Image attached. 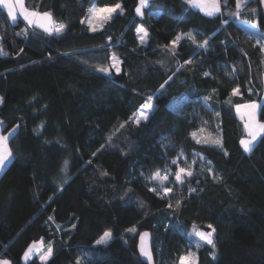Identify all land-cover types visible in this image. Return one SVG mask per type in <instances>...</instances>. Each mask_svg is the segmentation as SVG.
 Here are the masks:
<instances>
[{"label": "trees", "instance_id": "obj_1", "mask_svg": "<svg viewBox=\"0 0 264 264\" xmlns=\"http://www.w3.org/2000/svg\"><path fill=\"white\" fill-rule=\"evenodd\" d=\"M138 1L24 0L64 24L60 35L14 22L0 5V121L3 132L17 127L0 175V258L45 264L38 255L23 262L43 239L54 246L46 264H148L137 245L149 230L155 263L178 264L188 230L211 224L216 247H199L195 264H264V136L245 152L235 112L258 101L264 123V51L249 30L264 34L261 0H247L239 15L235 0H220L213 16L188 0H149L139 16ZM116 3L123 12L90 30L88 9ZM187 33L196 43L185 35L172 55L171 42ZM112 55L120 72L98 71ZM150 95L153 111L137 124ZM180 152L210 163L196 165L190 186L160 197L144 176ZM106 231L112 238L97 245Z\"/></svg>", "mask_w": 264, "mask_h": 264}, {"label": "snow or ice", "instance_id": "obj_2", "mask_svg": "<svg viewBox=\"0 0 264 264\" xmlns=\"http://www.w3.org/2000/svg\"><path fill=\"white\" fill-rule=\"evenodd\" d=\"M149 2V0H139V6L136 8V12L138 14H143L142 13V8ZM246 0H235V7L237 9L236 13H233V15H239L240 12L239 10L242 9L245 6ZM261 2H264V0H261ZM188 3L192 4L194 7H198L201 11L205 12L206 15L212 16L216 13H219L221 11V4L220 0H188ZM228 0H224V5L227 6ZM0 5H2L5 9H7V15L9 18H11L12 21L17 20V12L16 8L17 6L21 9V13L23 15V19L28 22L29 25H36L39 28H42L44 32L46 33H55L57 35H60L64 32L65 25L62 23H57L51 13L45 12L43 14L37 13L35 11H29L27 8L24 6L23 0H0ZM120 11L121 13L123 12V9L119 3L114 4L113 6H106L104 8H90L89 9V14H90V19L88 21L91 30L96 31V25L93 23V20L97 21H107L111 19L112 14L116 13L117 11ZM252 12H255V10H251ZM102 26V23H101ZM252 27H256L255 24L251 25ZM137 33L139 35V40L141 43H144L147 36L148 32L147 30L141 26L137 28ZM185 35L187 36V39L191 40L193 43H196V39L193 36L192 33H187L183 35H177L176 38L171 42V48L169 49L172 55H175V47L179 44V42L184 39ZM208 45V40H204L202 44H200V47H207ZM168 48V45L165 46ZM262 51H264V48H262ZM111 65L109 67H100L98 71L102 73H110L111 69H115L117 73L120 72V61L119 59L113 55L111 57ZM191 60L185 61V64H191ZM183 67V65H181ZM205 75H209L208 73H205ZM171 79V77H169ZM167 83V81H165ZM164 85H161V88H163ZM238 94V89H233V95ZM210 98V97H209ZM153 97L150 95L147 97L146 102L141 106L142 109H145L147 111H141L138 116L135 117V122L137 124L140 123L141 120H147L148 119V112L152 111L154 108V105L152 103ZM2 102V101H0ZM241 106H237V110L239 111ZM244 108L248 109L247 111V121L245 123V129L247 131V139H241L240 143L243 146V149L245 152H251L252 148L254 147V141L257 140L258 137L264 136V123L260 122L259 120L256 119V111L257 108L259 107L256 103H250L247 105L243 106ZM218 115V114H217ZM123 127V125H121ZM200 131H203L201 129ZM193 137L195 138L196 133H192ZM9 141V136L6 135H0V169H2L5 165V161L9 159V157L12 156V151L9 148L8 145ZM199 142V141H198ZM205 143H208L209 140L205 139ZM212 143H215L217 145L220 144V141L218 139L212 140ZM95 155V153L93 154ZM173 164H176L177 161L173 160ZM210 163V162H209ZM68 161H65V165L67 166ZM209 172L212 171L211 168L208 169ZM107 174V173H103ZM175 176V182L179 184H184L186 182L187 178H190L193 176V172L190 169H186L184 167H179L178 170L174 173ZM151 180L158 181L159 186L152 188L151 191L156 192L159 194L161 191L165 196H167L169 193L173 191L171 187L165 186V181L168 180V176L164 175L161 176L159 172L151 175L150 177ZM189 191H195V189L190 188ZM177 205H179L180 201H176ZM172 205L169 204V207ZM51 219V217H50ZM210 231H203L197 229L195 226H193V232L194 234L199 237L201 241L206 243L207 245H210L213 249H215L216 245L213 239V235L215 233V228L211 224L207 225ZM129 231H135V229H129ZM149 237V233L145 232L142 233L140 236V253L143 257L146 258L148 264H151L152 262V253L148 247L147 244V239ZM111 238V233L110 232H105L103 236L98 239L95 243L97 245H103L107 244L108 240ZM200 245L197 244V247ZM44 248V241L41 239L40 241H34L32 244H30L26 251L23 254V258L27 260L34 252H40V250ZM53 254V247L49 243L47 245L46 251L40 256V259L45 262L49 260V258ZM213 259H215V253H212ZM0 264H11V261L8 259H0ZM77 264H80V261H77ZM179 264H195V259L193 257L192 253H189L186 256L180 257Z\"/></svg>", "mask_w": 264, "mask_h": 264}, {"label": "rangeland", "instance_id": "obj_3", "mask_svg": "<svg viewBox=\"0 0 264 264\" xmlns=\"http://www.w3.org/2000/svg\"><path fill=\"white\" fill-rule=\"evenodd\" d=\"M247 1V0H246ZM246 3V2H245ZM120 4V3H119ZM148 4V3H147ZM147 4L142 8V15L141 14H138L137 12V14L139 15V16H143L144 15V8L147 6ZM121 5V4H120ZM192 5V4H191ZM111 6H113V5H111ZM139 6V1H138V4H137V6H136V8ZM104 7H106V6H104ZM104 7H99V6H96V5H92L90 8H104ZM122 7V6H121ZM89 8V9H90ZM89 9H88V12H87V15H86V17H85V19H84V22L89 26V28H90V30H91V27H90V25H89V23H88V21H89V19H90V14H89ZM117 12H119V10L117 11ZM116 12V13H117ZM115 13H113L112 14V16L114 15ZM112 18V17H111ZM108 21V20H107ZM107 21H103V22H101V21H97V20H93V23L96 25V28L97 29H100V28H102L103 27V25L107 22ZM101 23H102V26H101ZM141 26H143L142 24H139L138 25V27L137 28H139V27H141ZM144 27V26H143ZM137 28H136V33H137ZM145 28V27H144ZM146 29V28H145ZM249 30H250V33H251V35H252V37H255V39L257 40V42H259L260 44H261V46H262V48H264V34H262V33H260L259 31H257V30H255V28L254 27H252L251 25H250V28H249ZM54 33V32H53ZM139 35L140 34H138L137 33V37H138V39H139ZM140 41V40H139ZM147 41V38H146V40H145V42ZM144 42V43H145ZM113 56V55H112ZM111 56V57H112ZM116 56V55H115ZM117 57V56H116ZM118 58V57H117ZM119 59V58H118ZM119 61H120V59H119ZM111 63H112V61H111ZM111 63H110V65H111ZM120 66H121V61H120ZM113 70H115L114 68H113ZM116 71V70H115ZM104 74H106V73H104ZM107 75H111V71H110V73H108ZM153 103V102H152ZM153 105H154V103H153ZM155 106V105H154ZM241 107H243V106H241ZM241 107H240V109H241ZM239 109V111L237 110V108H236V112H237V114L238 115H241V110ZM141 111H147V110H145V109H142V107L136 112V114L134 115V120H135V117L136 116H138L139 115V113L141 112ZM153 111V110H152ZM152 111H150V112H148V117H149V115H150V113L152 112ZM258 112H259V107L257 108V111H256V116H257V118H258ZM141 121H145V120H141ZM17 129V127H13V128H11L9 131H7V132H4V133H8L9 135L12 133V132H14L15 130ZM13 134V133H12ZM173 160H176L177 161V163L176 164H173L172 163V161ZM199 163H205L206 165H208L209 164V161L208 160H206L205 159V157L204 156H202L201 154H198V153H192V154H190V155H187V154H185V153H183V152H180L178 155H177V157L176 158H174V159H172L171 161H170V164L168 165V166H166L165 168H163L162 170H160V171H157V172H159L160 173V175L161 176H164V175H167L168 176V180L167 181H165V186H168V187H171L172 189H173V191L171 192V193H169L167 196H165L164 194H163V192L161 191L159 194H157L156 192V194L158 195V196H160V197H163V198H167V199H169L170 198V196L171 195H174V193H176L175 191L177 190V189H182L184 186H190L191 185V179H192V177H190V178H187L186 179V182L184 183V184H179V183H176L175 182V176H174V173L178 170V168L179 167H184V168H186V169H190L192 172H193V175H194V173H195V169H196V165H198ZM157 172H154V173H151V174H147L146 176H144L145 177V181H146V184L148 185V187L150 188V189H152V188H155V187H158L159 186V184H158V181H154V180H151L150 179V177H151V175H153V174H155V173H157ZM61 225L60 224H57V227L58 228H61L60 227ZM197 229H199V230H203V229H201V228H199V227H197V226H195ZM203 231H210V230H203ZM106 232H110V231H106ZM111 233V232H110ZM187 234H188V238H189V241H188V243H187V247L185 248V252L183 253V255L182 256H186V255H188L189 253H192L193 254V257H194V259H195V262H196V260H197V249L199 248V247H201V246H203V245H205L206 243H204L203 241H201L200 239H199V237H197L195 234H194V232H193V226L188 230V232H187ZM103 236V235H102ZM101 236V237H102ZM112 233H111V238H112ZM100 237V238H101ZM110 238V239H111ZM109 239V240H110ZM108 240V241H109ZM44 241V240H43ZM51 244L52 245V247H53V251H54V246H53V241H49V242H46V241H44V248H42L41 250H40V252H34L27 260H25L24 258H23V262H27L30 258H32L34 255H38V257H39V259H40V256L44 253V251H46V248H47V245L48 244ZM197 244H199L200 246L199 247H197ZM41 260V259H40ZM42 261V260H41ZM43 262V261H42ZM86 262V260L84 259L83 260V263H85ZM43 263H45V262H43ZM12 264V263H11ZM179 264V263H178Z\"/></svg>", "mask_w": 264, "mask_h": 264}, {"label": "crops", "instance_id": "obj_4", "mask_svg": "<svg viewBox=\"0 0 264 264\" xmlns=\"http://www.w3.org/2000/svg\"><path fill=\"white\" fill-rule=\"evenodd\" d=\"M13 2H15V0H13ZM23 2H24V0H23ZM189 5L192 7V8H195V9H199L198 7H194V6H192L190 3H189ZM2 6V5H1ZM24 6H25V8H27L29 11H34V10H31V9H29L26 5H25V3H24ZM3 7V6H2ZM4 8V7H3ZM5 9V8H4ZM6 10V12H7V9H5ZM200 10V9H199ZM201 11V10H200ZM16 12H17V19H19V18H22L23 19V15H22V13H21V9L17 6V8H16ZM35 12H37V11H35ZM203 14H205V12H203V11H201ZM37 13H40V12H37ZM40 14H43V13H40ZM217 14V13H216ZM206 15V14H205ZM215 15V14H214ZM209 16V15H208ZM213 16V15H212ZM11 19V18H10ZM27 22V21H26ZM28 23V22H27ZM58 24L60 23V22H57ZM32 26H34V27H37V28H39L38 26H36V25H32ZM39 29H41V30H43L42 28H39ZM262 101L264 102V91H263V95H262ZM256 103L259 107H260V103L258 102V101H251V102H246V103H241V104H237V105H235V112H236V108H237V106L239 105V106H244V105H247V104H250V103ZM241 115H238L237 114V112H236V114H237V116L242 120V123H243V127H244V136L242 137V139H247L248 138V136H247V131H246V129H245V123H246V121H247V119H248V117H247V111H248V109H246V108H244V107H241ZM256 119L258 120V118H257V116H256ZM2 128H3V124L1 123V121H0V135H6V136H11V134L13 133H11L10 135L8 134V133H4L3 131H2ZM259 139V137L257 138V140ZM256 140V141H257ZM256 141H254V145H255V143H256ZM9 145V144H8ZM10 148V147H9ZM242 148H243V146H242ZM11 159H12V156L11 157H9V159L8 160H6L5 161V165H4V167L2 168V169H0V175L2 174V172L5 170V168H6V166L9 164V162L11 161ZM0 259H2V258H0Z\"/></svg>", "mask_w": 264, "mask_h": 264}, {"label": "water", "instance_id": "obj_5", "mask_svg": "<svg viewBox=\"0 0 264 264\" xmlns=\"http://www.w3.org/2000/svg\"><path fill=\"white\" fill-rule=\"evenodd\" d=\"M261 4H262V7L264 9V2H261ZM145 232L149 233V237L147 239V244H148V247H149V249H150V251L152 253V262H151V264H156L155 263V260H154V256H153V251H152V233L149 230H146V231L141 232L140 235H139V237H138V245H137V248H138L139 255L141 256L142 259L146 260V258L143 257L141 255V253H140V236H141L142 233H145Z\"/></svg>", "mask_w": 264, "mask_h": 264}]
</instances>
